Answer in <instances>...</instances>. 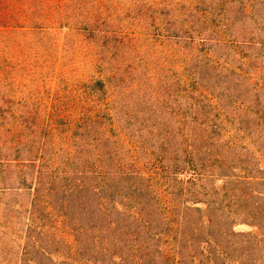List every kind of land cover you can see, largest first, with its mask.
I'll return each mask as SVG.
<instances>
[{"label":"rangeland","instance_id":"rangeland-1","mask_svg":"<svg viewBox=\"0 0 264 264\" xmlns=\"http://www.w3.org/2000/svg\"><path fill=\"white\" fill-rule=\"evenodd\" d=\"M88 10L0 34V264H264V0Z\"/></svg>","mask_w":264,"mask_h":264},{"label":"trees","instance_id":"trees-1","mask_svg":"<svg viewBox=\"0 0 264 264\" xmlns=\"http://www.w3.org/2000/svg\"><path fill=\"white\" fill-rule=\"evenodd\" d=\"M50 2L47 6L50 8L45 12V0H0V34L16 35L21 30H28L29 27L33 29L41 19L51 23L55 33L66 30L79 34L82 32L80 26L90 25L96 19H92V15L89 14L91 0H50Z\"/></svg>","mask_w":264,"mask_h":264}]
</instances>
